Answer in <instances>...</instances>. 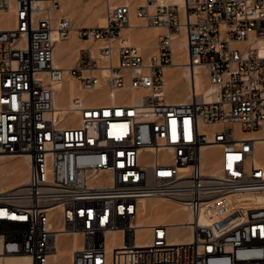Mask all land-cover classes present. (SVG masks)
Returning <instances> with one entry per match:
<instances>
[{
  "label": "built area",
  "instance_id": "built-area-1",
  "mask_svg": "<svg viewBox=\"0 0 264 264\" xmlns=\"http://www.w3.org/2000/svg\"><path fill=\"white\" fill-rule=\"evenodd\" d=\"M61 1L0 0L15 19L0 27V153L30 158L27 182L0 189V264H49L61 231L82 237L71 264H264V204L252 199L264 192V54L252 45L264 37V0H103L106 24L77 35L104 43L70 68L54 63L73 28ZM135 17L165 28L149 60L116 42ZM180 35L213 98L193 78L189 100L169 101L164 68ZM66 76L86 94L62 108ZM102 89L112 100L95 102ZM154 198L186 205L191 240L169 241L161 223L138 243L143 202ZM114 231L121 245L111 246Z\"/></svg>",
  "mask_w": 264,
  "mask_h": 264
},
{
  "label": "bare ground",
  "instance_id": "bare-ground-1",
  "mask_svg": "<svg viewBox=\"0 0 264 264\" xmlns=\"http://www.w3.org/2000/svg\"><path fill=\"white\" fill-rule=\"evenodd\" d=\"M104 2L103 0H62L59 13L75 18V23H73V28L68 36V42L60 43L59 41L55 45L54 50V63L59 67L70 68L73 65L71 62L73 56L71 54L78 53L80 50L84 49L90 44H93L94 52H97L98 45L103 44L102 40H86L82 39L77 35V27L81 25H100L106 24V5L99 6V2ZM134 1L133 7H135L137 2L145 3L146 0H127ZM179 2L183 3L184 0H158L159 3L167 2ZM105 3V2H104ZM85 16H88L86 18ZM86 18V21L82 23V19ZM140 18H133L131 25L125 27L121 36L116 39V42L123 39L126 43H131L137 45L143 52H145L146 59H150L152 56L157 55V43L159 35L165 31V28L158 25H145L144 22L141 24ZM143 21V20H142ZM15 24V19L13 12H3L0 14V27L6 28L11 27ZM252 45L257 47L261 54H264V37H257L252 41ZM244 45V43H241ZM152 48L151 52H146L148 49ZM69 51L72 53L69 54ZM78 60V59H77ZM189 60L188 51L186 48V39L183 35L176 36L173 44V63L165 66L164 68V79L166 82L167 92L175 94L177 97L169 101L171 102H182L187 101L192 96L190 89V81L195 78L196 80V93L204 94L206 99L213 98L214 88L208 83L207 78V68L203 64H196L193 67L187 65ZM77 62V61H76ZM72 63V64H71ZM181 81L186 83L188 90L184 94V97H178V95L183 92V90H178L174 86L178 83L181 85ZM183 86V85H182ZM174 87V88H173ZM58 90V96L55 99L57 106L62 108H67L71 104L74 97L77 95H85L86 93L79 87L78 81L75 78L66 76L65 80L56 85ZM116 95V93H115ZM91 96L96 98L95 102H103L104 100H112L111 95L104 89L99 91H94ZM263 143V142H262ZM216 147H212L211 150L214 151ZM6 156H20L16 160H5ZM24 164L25 168L22 169L21 165ZM30 158L27 154H12V153H0V189L1 188H12L19 185H24L28 179ZM217 160L214 165H217ZM24 171V172H23ZM208 174L213 175L216 173L215 167L207 171ZM8 182V183H7ZM161 199V198H160ZM252 199L259 204H264V192L252 195ZM173 204L170 205H158L159 203H147L143 202V210L140 215L138 225L141 226L137 229V239L138 243L147 242L149 234L148 230L151 225L168 223L172 231L169 236V241L174 243L184 242L192 239V231L190 226L186 223L192 219L189 211L183 216L180 210L187 211L186 205L179 201L172 200ZM171 203V202H170ZM180 206V208H179ZM178 207V208H177ZM184 211V212H185ZM155 215L156 220L152 222L147 221L148 215ZM167 220V221H166ZM147 230V233H146ZM151 231V229H150ZM145 233V236H143ZM67 235H71L72 242L71 245L67 243ZM111 246H118L122 244V239L119 237V232L114 231L110 236ZM82 237L78 231H61L57 234L56 238V249L51 253L49 264H62L65 254H69L70 260L73 251L79 249L82 246ZM31 257L28 255H11L5 257V264H30ZM71 264V261H70Z\"/></svg>",
  "mask_w": 264,
  "mask_h": 264
},
{
  "label": "rangeland",
  "instance_id": "rangeland-1",
  "mask_svg": "<svg viewBox=\"0 0 264 264\" xmlns=\"http://www.w3.org/2000/svg\"><path fill=\"white\" fill-rule=\"evenodd\" d=\"M98 5L99 6H105V3L104 2H99L98 3ZM64 14H66V13H64ZM86 18H88V16H85ZM86 18H83L81 21H82V23L83 22H85L86 21ZM72 20H73V23H75V18H72ZM84 24V23H83ZM141 24H143V21L141 20ZM68 40L69 39H65V40H59V42L60 43H66V42H68ZM151 50H152V48H150L149 47V49H148V51H146L147 53L148 52H151ZM70 53H72L71 51H69V54ZM71 55H73V56H70V58L72 57V59H71V62H73V65L76 63V61H77V59H78V57H79V53H78V57L76 56L77 55V53H74V54H71ZM72 64V63H71ZM181 83H183L182 85L180 84V83H178L177 84V86L175 85L174 87L176 88V89H178V90H183V92H181V94L180 95H178V97L180 96V97H184V94L186 93V91L188 90V87H187V85H186V83H184V81L182 82L181 81ZM173 87V88H174ZM167 96H168V99L169 100H171V99H173V98H176L177 96L175 95V94H173L172 92H171V94L169 93V92H167ZM179 97V98H180ZM7 154H9V153H7ZM20 158V156H6V157H4V159L5 160H16V159H19ZM21 167H22V169L24 170V168H25V165L24 164H22L21 165ZM24 172V171H23ZM8 183V182H7ZM145 202H147V203H159L158 205H160V206H162V205H171L172 206V204H173V201L172 200H170V199H164V198H154V199H150V200H145ZM171 202V203H170ZM178 208V207H177ZM179 208H180V206H179ZM185 211V210H184ZM183 210H180V212H181V214L183 215V216H185L186 215V213L188 212V210L187 211H185L184 212ZM147 221L148 222H152L153 220H156V218H155V215L153 214V215H148L147 217ZM167 221V220H166ZM148 232H150V229L148 230ZM146 233H147V230H146ZM149 234V236H150V233H147V235ZM71 242H72V238H71V235H67V243H68V245H71ZM70 257H69V254L67 253V254H65V256H64V258H63V262H62V264H70Z\"/></svg>",
  "mask_w": 264,
  "mask_h": 264
}]
</instances>
